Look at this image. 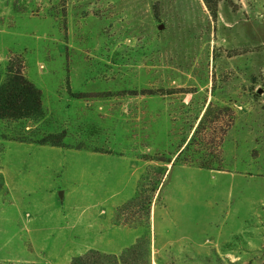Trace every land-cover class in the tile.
<instances>
[{"label": "rangeland", "instance_id": "obj_1", "mask_svg": "<svg viewBox=\"0 0 264 264\" xmlns=\"http://www.w3.org/2000/svg\"><path fill=\"white\" fill-rule=\"evenodd\" d=\"M210 1L0 0V264H264V0Z\"/></svg>", "mask_w": 264, "mask_h": 264}, {"label": "trees", "instance_id": "obj_2", "mask_svg": "<svg viewBox=\"0 0 264 264\" xmlns=\"http://www.w3.org/2000/svg\"><path fill=\"white\" fill-rule=\"evenodd\" d=\"M213 18H216V5L210 0H205ZM43 94L23 74L20 63L12 59L6 69V77L0 83V120L17 122L21 120H38L43 114ZM62 135H47L38 144L60 147L63 146ZM182 152L179 153V155ZM178 155V156H179ZM146 160H158L155 158ZM178 158V157H177ZM145 160V157H144ZM168 163V162H167ZM201 168H209L201 166ZM210 169V168H209ZM150 202L148 201V205ZM71 264H121L118 258L111 254L98 251H89L87 254L75 258Z\"/></svg>", "mask_w": 264, "mask_h": 264}, {"label": "crops", "instance_id": "obj_3", "mask_svg": "<svg viewBox=\"0 0 264 264\" xmlns=\"http://www.w3.org/2000/svg\"><path fill=\"white\" fill-rule=\"evenodd\" d=\"M42 92V91H41ZM43 94V93H42ZM117 201H120V200H117Z\"/></svg>", "mask_w": 264, "mask_h": 264}]
</instances>
